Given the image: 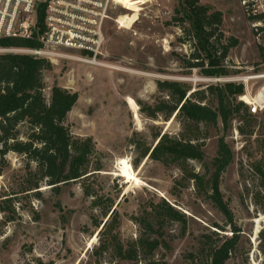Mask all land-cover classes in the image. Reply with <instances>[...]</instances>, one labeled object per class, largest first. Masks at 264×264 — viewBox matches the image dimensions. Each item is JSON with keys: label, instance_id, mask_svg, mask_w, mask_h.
I'll return each instance as SVG.
<instances>
[{"label": "rangeland", "instance_id": "rangeland-1", "mask_svg": "<svg viewBox=\"0 0 264 264\" xmlns=\"http://www.w3.org/2000/svg\"><path fill=\"white\" fill-rule=\"evenodd\" d=\"M241 1L200 0L223 12L225 37L239 40L228 56L232 75L250 73L262 58ZM178 4L179 0H118L110 8L96 57L66 47H49L44 54L53 65L44 71L46 98L55 83L78 92L66 124L75 136L93 137L96 152L91 175L62 184L59 190L46 180L35 187L40 174L24 154L10 151L0 157V264H208L209 245L233 234V225L210 197L213 159L223 134L233 156L221 176V190L240 229V241L227 264H264V113L248 125L236 116L227 131L222 124L211 127L204 136V159L190 160L188 171L179 164L142 157L157 142L155 134L180 131L175 114L168 120L153 119L142 111L143 103L168 98L159 91L158 80L186 81L191 90L225 82L182 64L180 57L190 56L194 39L175 18ZM258 86L254 81V89ZM20 129V137L26 138L29 125ZM123 159L140 182L121 175ZM97 161L101 170H94ZM190 172L205 177L203 186ZM93 195L101 197L99 206ZM109 198L115 199L119 212L114 232L127 248L148 235L140 220L163 201L184 219H167L162 234L153 233L162 241L153 253L141 251L137 258L124 259L113 247L96 251L107 237L99 239L103 224L97 227L95 221L107 220L102 213Z\"/></svg>", "mask_w": 264, "mask_h": 264}, {"label": "trees", "instance_id": "trees-1", "mask_svg": "<svg viewBox=\"0 0 264 264\" xmlns=\"http://www.w3.org/2000/svg\"><path fill=\"white\" fill-rule=\"evenodd\" d=\"M223 12L211 10L200 0H179L175 18L186 25L185 30L194 39L193 51L189 57L182 56V64L191 70L199 68L208 78L232 75L228 56L231 49L239 42L236 37H225L222 29ZM44 20L43 7L39 10L38 21ZM37 39L21 37H5L0 39V48H39ZM53 67L51 61L43 56L25 52H0V157L10 151L24 154L29 162H35L38 180H46L59 190L67 184L89 176L91 160L96 152V144L91 136H75L66 119L76 105L77 91L55 83L51 87L49 99L44 94V71ZM160 92L168 98L160 97L154 104L143 103L142 111L153 119L162 116L165 120L175 114L180 123L177 134L161 131L155 134L156 143L147 147L142 157L148 156L165 164H179L185 171L190 160L202 161L205 157L204 136L211 127L222 124L223 131L230 129L232 121L240 116L244 125L255 120L248 105L240 100L244 93V85L240 82L225 81L210 83L204 88L191 90V84L177 79L157 81ZM28 124L30 132L21 138L22 124ZM240 131L244 126L240 125ZM232 150L220 136L218 155L213 159L214 171L209 179L210 197L218 208L226 215L232 226L233 234L211 243L208 249V264H227L240 241V229L234 224L233 213L221 190V176L232 161ZM139 163H135L137 166ZM97 161L94 170H101ZM2 169L0 168V174ZM93 174V173H92ZM199 186H203L205 177L197 172H190ZM90 195L89 190L86 191ZM93 203L100 205L101 197L93 195ZM115 199L109 198L103 209L107 220L95 221L102 228L98 233L106 241L99 244L96 251L113 247L124 259L137 258L139 252L153 253L162 243L153 233H161L167 219L183 220L184 214L167 201L154 206L150 216L141 221L148 228V235L142 236L128 248L125 247L119 233L114 230L119 223V212ZM104 222V223H103ZM156 226L157 229H156ZM222 230L224 228L215 225ZM264 236V229L261 231ZM209 237V236H208Z\"/></svg>", "mask_w": 264, "mask_h": 264}, {"label": "built area", "instance_id": "built-area-1", "mask_svg": "<svg viewBox=\"0 0 264 264\" xmlns=\"http://www.w3.org/2000/svg\"><path fill=\"white\" fill-rule=\"evenodd\" d=\"M116 2L118 0H0V39L35 38L42 43L39 48L0 49H23L25 53L45 57L49 47H66L96 57L101 52L110 8ZM241 2L262 58L250 73L216 77L215 80L243 83L244 93L240 100L253 114L259 115L264 113V0ZM42 7L44 20L39 25L38 13ZM258 67L262 69H256ZM257 80L259 86L254 89Z\"/></svg>", "mask_w": 264, "mask_h": 264}, {"label": "bare ground", "instance_id": "bare-ground-1", "mask_svg": "<svg viewBox=\"0 0 264 264\" xmlns=\"http://www.w3.org/2000/svg\"><path fill=\"white\" fill-rule=\"evenodd\" d=\"M128 100H129L130 105L133 108H137L138 107L136 101L132 97H128ZM121 162L123 164V166L121 167V175L125 176V177H128L129 181L133 180V179L138 181L139 178L137 177L138 178L137 179L135 177V174H134L135 172H134V170H132V165L129 164L125 159H123ZM139 182H140V180H139Z\"/></svg>", "mask_w": 264, "mask_h": 264}]
</instances>
